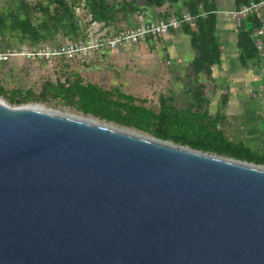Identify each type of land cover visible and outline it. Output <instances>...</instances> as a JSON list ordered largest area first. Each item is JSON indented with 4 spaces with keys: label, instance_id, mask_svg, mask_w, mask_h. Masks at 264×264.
Segmentation results:
<instances>
[{
    "label": "water",
    "instance_id": "water-1",
    "mask_svg": "<svg viewBox=\"0 0 264 264\" xmlns=\"http://www.w3.org/2000/svg\"><path fill=\"white\" fill-rule=\"evenodd\" d=\"M117 128L0 101V264H264V165Z\"/></svg>",
    "mask_w": 264,
    "mask_h": 264
},
{
    "label": "trees",
    "instance_id": "trees-1",
    "mask_svg": "<svg viewBox=\"0 0 264 264\" xmlns=\"http://www.w3.org/2000/svg\"><path fill=\"white\" fill-rule=\"evenodd\" d=\"M248 1L233 0V9H239ZM165 4L178 6L173 14L168 10L160 14L162 20L178 15L183 8L194 16L191 22L178 28L189 35L190 45L195 51L187 72L196 81L201 74L210 78L212 68L220 63L222 54L216 33L218 0H2L0 47L58 42L57 37H61L60 41L84 39L93 22L100 23L103 28L132 27L135 25L127 22L130 15H139L148 8H159ZM78 8L86 11L87 22L83 23L78 18ZM233 16L239 65L260 68L264 65V58L252 37L259 25L258 18ZM151 39L146 41L150 43ZM9 63L3 62L0 66ZM204 87L203 84L197 85L190 93V100L179 105L160 96L158 109L146 107L144 100L133 95L116 90V96L115 91L93 83L84 84L79 78H67L56 84L45 82L37 94L32 89L9 91L0 83V97L9 105L57 99L99 120L143 131L175 144L185 142L193 149L264 165V153L256 152L242 142L231 141L218 127L220 119L208 114Z\"/></svg>",
    "mask_w": 264,
    "mask_h": 264
},
{
    "label": "crops",
    "instance_id": "crops-1",
    "mask_svg": "<svg viewBox=\"0 0 264 264\" xmlns=\"http://www.w3.org/2000/svg\"><path fill=\"white\" fill-rule=\"evenodd\" d=\"M218 4L216 33L222 54L220 63L213 66L210 78L201 74L196 81L189 76L187 67L195 51L190 45L189 35L181 29L170 30L167 35L151 39L150 43L142 42L149 44L152 50L161 46L164 52L167 53L169 49L172 52L165 60L167 67L164 69L158 68L156 58L149 59L148 64L155 65L152 76H145L146 73L143 76L133 68L131 47L124 46L65 61L64 67L70 68L67 78H79L84 84L93 83L111 91L144 85L159 96L164 91L165 97L178 105L189 101L192 89L203 84L208 114L214 119H220L218 127L223 133L233 142H242L252 150L264 153V120L261 117L264 108L258 102L256 90L250 86V80H255L251 66L243 68L237 60L235 19L228 12L234 8L233 0H218ZM177 6L165 4L159 8H148L139 15H130L127 22L137 25L144 21L158 20L159 15L167 10L173 14ZM107 28L110 31L115 29L113 26ZM137 54L135 59L143 63L145 59L138 51ZM130 64L136 72L129 68ZM158 81L164 82V90H160L162 83Z\"/></svg>",
    "mask_w": 264,
    "mask_h": 264
},
{
    "label": "built area",
    "instance_id": "built-area-1",
    "mask_svg": "<svg viewBox=\"0 0 264 264\" xmlns=\"http://www.w3.org/2000/svg\"><path fill=\"white\" fill-rule=\"evenodd\" d=\"M232 15L243 17L255 16L259 20L258 27L252 37L261 57L264 58V0H249L239 9H230ZM194 16L185 8L178 15H172L165 20H151L138 23L132 27H122L110 31L100 23L89 25L86 38L45 42L39 45L0 47V63L12 62L18 59L30 62H45L55 64L56 60L70 61L76 57H87L102 51H111L127 45L145 42L147 38H158L167 35L170 30L178 29L183 23L191 22ZM260 83L256 88V96L261 107L264 108V65L260 67ZM264 120V110L261 114Z\"/></svg>",
    "mask_w": 264,
    "mask_h": 264
},
{
    "label": "rangeland",
    "instance_id": "rangeland-1",
    "mask_svg": "<svg viewBox=\"0 0 264 264\" xmlns=\"http://www.w3.org/2000/svg\"><path fill=\"white\" fill-rule=\"evenodd\" d=\"M229 1V0H226ZM2 3V0H0V4ZM78 18L83 22H87L88 17L86 15V11L82 8H78L76 10ZM57 39L61 40V37H57ZM151 45V44H150ZM128 47H131V55L130 56L133 59V68H136V71H140L143 74L146 73L145 76H152V69L154 68L155 65L149 63V59L151 57H154L158 60V68H166L167 66L165 65V60L169 58L172 54L171 50H167V53L164 52L161 49V46H157L156 49L152 50L149 44L147 43H138L134 45H127ZM154 47V45L152 46ZM137 51L141 53L142 57L145 59L144 62L147 61V63H138V60L135 59L137 54ZM135 56V57H134ZM154 60V59H153ZM65 61L62 59L56 60L55 64L49 65L45 62H30V61H24L22 59H18L15 61H12L11 63L7 64L6 66H0V83L9 91L13 89H21V90H28L32 89L34 93H38L41 89V86L45 82H52L56 84L58 81L59 82H64L66 78L69 75L70 68L69 67H64ZM129 68L132 69V66L130 64ZM251 69L253 70L254 73V79L255 80H250V86L252 89L257 88L258 84L260 83V80H258L261 76L260 74V68L257 66H251ZM133 70V69H132ZM135 71V70H133ZM135 71V72H136ZM144 76V75H143ZM142 76V77H143ZM158 83L161 84V89L164 90V82L158 81ZM249 83V82H248ZM118 91L125 92V93H130L134 97H136L138 100H144V105L148 108H153V109H158L159 107V94L154 93L153 91H150L148 86H140V88H131V89H126L122 88ZM117 91L114 92V94L117 96ZM161 96H165V92L163 91ZM0 100L4 101L9 105V103L2 97H0ZM139 103V101H136ZM23 105H30V106H40L46 109H50L52 111L56 112H61L64 114H69V115H81L83 117H88L91 119H94L98 122L102 123H107L109 125L113 126H118L123 129L129 130V131H135L138 134H142L145 136H148L150 134L135 130L133 128H128V127H122L119 126L113 122H108L105 120H99L98 118L92 117L91 115H86L83 114L81 111H79L76 108H72L69 106L64 105L60 100L57 99H52L50 101H45V102H38L34 100H30L27 103L20 104V105H11V106H23Z\"/></svg>",
    "mask_w": 264,
    "mask_h": 264
},
{
    "label": "bare ground",
    "instance_id": "bare-ground-1",
    "mask_svg": "<svg viewBox=\"0 0 264 264\" xmlns=\"http://www.w3.org/2000/svg\"><path fill=\"white\" fill-rule=\"evenodd\" d=\"M1 101V100H0ZM28 107H32V108H39V109H43V110H47V111H52L50 109H46V108H43V107H40V106H30V105H27ZM52 112H55V113H59V114H63V115H67V116H70V117H74V118H78V119H81V120H85V121H89V122H93V123H96V124H100V125H104V126H107V127H111V128H115V129H118L116 126H113V125H109L107 123H100L94 119H91V118H88V117H83L81 115H69V114H64V113H61V112H56V111H52ZM119 130H122V131H126V132H130V133H133V134H137V135H141V136H145V135H142V134H138L136 132H131L129 130H126V129H123V128H120ZM145 137H148L150 138V136H145Z\"/></svg>",
    "mask_w": 264,
    "mask_h": 264
}]
</instances>
